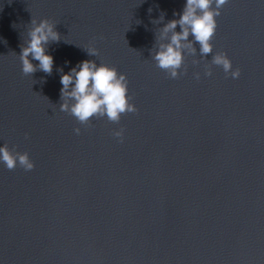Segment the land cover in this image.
Here are the masks:
<instances>
[{"label": "water", "instance_id": "1", "mask_svg": "<svg viewBox=\"0 0 264 264\" xmlns=\"http://www.w3.org/2000/svg\"><path fill=\"white\" fill-rule=\"evenodd\" d=\"M183 5L0 0V144L28 152L35 165L25 171L0 163V180L154 210L264 220V0H228L216 17L213 52L202 59L194 44L184 74L172 79L151 53ZM44 18L60 34L46 45L52 71L26 76L20 49L31 19ZM219 51L240 69L237 79L211 65ZM85 59L126 75L136 112L80 124L59 110L60 76ZM121 129L122 139L113 135Z\"/></svg>", "mask_w": 264, "mask_h": 264}, {"label": "clouds", "instance_id": "2", "mask_svg": "<svg viewBox=\"0 0 264 264\" xmlns=\"http://www.w3.org/2000/svg\"><path fill=\"white\" fill-rule=\"evenodd\" d=\"M226 3L228 0H184L182 11L173 13L178 18L168 20L160 28L155 51L151 53L155 66L164 70L169 78L175 79L184 74L182 66L185 56H195L194 44L199 45L202 59L212 53L211 40L217 28L216 17ZM163 19L161 15L156 22ZM30 24L28 39L18 56L21 72L26 76L37 70L50 74L53 57L47 52L46 45L49 41H59L60 34L49 19H31ZM177 25L179 31H176ZM189 36L192 37L191 40ZM86 51L89 56H98L96 47H89ZM32 61L38 63L34 64ZM210 63L222 67L224 73L233 79L240 76V69L232 68V61L223 51L212 54ZM204 74L210 76L211 68L206 67ZM195 77L199 79L200 74L195 73ZM59 83V110L69 113L80 124H88L92 118L97 117L118 122L121 114L137 111L128 96L126 75L107 63L82 60L67 73H63ZM73 131L79 134L80 128ZM113 135L122 139L123 129L114 131ZM0 163L8 170H12L17 164L25 171H30L35 166L28 152L16 151L15 147L10 149L7 143L0 144Z\"/></svg>", "mask_w": 264, "mask_h": 264}]
</instances>
